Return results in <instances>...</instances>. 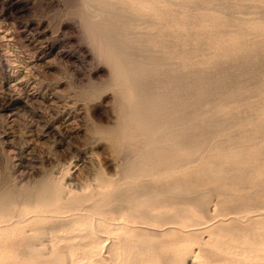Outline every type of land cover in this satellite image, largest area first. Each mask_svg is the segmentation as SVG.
<instances>
[{
    "label": "rangeland",
    "instance_id": "rangeland-1",
    "mask_svg": "<svg viewBox=\"0 0 264 264\" xmlns=\"http://www.w3.org/2000/svg\"><path fill=\"white\" fill-rule=\"evenodd\" d=\"M147 84L172 107L158 134L169 140L158 156V144L127 156ZM48 184L65 200L44 205L62 220L42 227H66L75 196L96 191L109 212L140 206L198 218L215 245L243 252L239 264H264V0H0L1 221L23 206L33 215L30 202ZM165 237L133 243L149 264H180ZM28 241L17 264L38 260ZM196 254L228 263L206 248Z\"/></svg>",
    "mask_w": 264,
    "mask_h": 264
},
{
    "label": "bare ground",
    "instance_id": "bare-ground-1",
    "mask_svg": "<svg viewBox=\"0 0 264 264\" xmlns=\"http://www.w3.org/2000/svg\"><path fill=\"white\" fill-rule=\"evenodd\" d=\"M149 86L150 85H148V84L144 85L139 90V93L137 96L138 100L136 102L137 105L135 103L136 106H134V108H136V111H137L136 113H138V114L134 113L135 111H134V108L132 106L133 113L136 114V116L139 115V117H140V119H139L140 125L137 126L136 129L133 128L135 125L134 126L132 125V127H131L133 132L131 134V136H132L130 138L131 140H129L128 145L126 146L127 150H128V152H126L127 156H132L131 154L138 155V154L142 153L144 150H146L147 148H151L152 146H155L156 144H158L159 147L151 155H154L157 152L159 154H161L160 153L161 151L159 152V150H163V149H160V145L165 143V142H168V140H169L166 135H165L166 137H160V136H158V134L160 133V127H161L162 123L164 121L171 120L172 114H173L172 107H170L171 109L168 108L169 110L166 109V110H168V111H166V110H164L166 107L163 108L160 104H157L158 102L156 103L155 100L152 98V97H154L153 96L154 94L153 95L151 94L152 93L151 91H153L152 89L154 87L152 89H150L151 90L150 91L151 93H150L149 88H151V87H149ZM150 94L152 95V97ZM137 123H139V122H137ZM169 135L170 134H168V136ZM169 138H170V136H169ZM167 148H168V146H167ZM151 152H152V150H151ZM158 155L156 154V156H158ZM97 179H99V177ZM101 180H103V179H101ZM66 188L67 187H65V189ZM101 190H102V188H101ZM63 191H65V190H63ZM78 191L80 192L81 190H78ZM78 191L75 192V194L78 193ZM83 191H85V190H83ZM81 192H80V195H81ZM61 193L63 194L62 191L61 192L58 191L57 185H56V187H54L52 184H48L41 190L40 194L38 193L39 194L38 198H36V200H34L35 199L34 198L33 203L30 202V204H32V205H30L31 206L30 208L32 209L31 211L34 210L33 215H31L29 217H25L27 212H28L27 210L29 209V207L27 206V208H23V207H25V206H23L22 208L19 207V209H17L18 215H17V219L13 218L14 221H12V222L1 221V220H4V219H2L3 217L0 219V221H1L0 222V259L1 258L3 259L2 261H0V264H17L16 262L18 260V257H17V260L15 262L14 258L16 256L14 257V252L16 251L17 248H19L21 243H22V245L25 243L24 242L25 240H27V241L31 240L32 241L31 244L29 243L30 241L27 242V243H29V245L26 243L27 244L26 249H28V251L32 255L37 256L36 258L34 257L35 259L40 260V262H38V260H37L38 263L37 262L34 263L35 260L32 262V260L28 261V260H26L27 258L26 259L22 258V259H25L24 261H27L26 264H149L148 262H150V260L153 259V257L150 256L148 254V252L146 253L147 250L145 251L142 249L138 253L136 250L137 249L136 246H138V244H139V246H138V249H139L140 246L143 245V243H146L147 241H149L151 239H152L151 241H153V239L161 240L159 238H161L163 236H166L165 238L168 237V239L166 241L163 240L164 242L163 241L162 242L164 244H162V245H164V248L166 249V251H170L171 253H175L174 255H176V254L179 255V257H180V259L178 258L179 262L177 261L178 259H176V261L180 264H187V262H189V264H211V263H205L204 260L202 259V257L196 254V252L199 250V248H206L207 250H209V254H210L209 256L211 258L217 257V256L219 258V256L220 257L224 256V259H226V258L228 259L229 264H239L238 259L240 260L241 256H243V252L239 251L240 249L234 250L236 247H231L230 245L219 247L218 245H215L216 243L214 244V242H215L214 237L217 235H214L215 232L212 233V231L214 230V229L212 230L213 227L211 228V225H209V224L207 225L206 222L202 223L203 221L196 220L198 218H193L192 216L187 215V214L182 215L181 213H178V212L167 215V214L162 213L163 211L160 212L161 210H158L159 212L155 211V213H152L149 210H145L144 208L141 209L140 206H137V207H139V209L137 207H135L137 209L132 208L133 210H131V208H130V210H129V208H127L128 209L127 211H124V210L121 211L120 210L117 213H113V210H112V212H109V211H106L103 207L99 208V204H98L99 202L95 201L96 200L95 197L100 196V194L98 192L96 193V191L91 192V193L87 191V194L85 192H83L84 194L79 196V197L77 196L79 194L78 193L75 196V198H77L78 204L74 203V205L76 204L77 206L74 207L72 210L70 209L72 212L71 216H73L74 218L72 221H70L69 225L67 224V226L64 228H58L59 225L58 226L55 225V226H57L58 229L56 227H50L49 225L48 226L50 228H46L44 226L42 227L41 225L43 223L45 224L46 221H48V220L50 221L52 218H61L59 216V213L54 212V210H53L54 208L57 207L58 203L61 202L60 200L63 199V203H64L65 199L64 198L61 199V195H60ZM103 194L105 195L107 193H103ZM64 196H67V195L65 194V195H63V197ZM73 196H74V194H73ZM70 197H71V195H69V199H70ZM94 198H95V200H94ZM67 200L68 199H66V201ZM74 200L76 201V199H74ZM29 201H31V200H29ZM68 201H70V200H68ZM101 201H103V199ZM71 202H74V201L71 200ZM48 203L49 204L51 203V208L52 207H54V208L53 209L50 208V210L49 209L45 210L44 205H46V204L49 205ZM21 204H22V202H21ZM26 204H27V202H26ZM102 204H103V202H102ZM61 206H64V205H61ZM68 206H72V205H67V207ZM11 208H12V206H11ZM48 208H49V206H48ZM62 208L63 207H61L60 210ZM105 208L109 209L110 207L108 206ZM111 209H109V210H111ZM0 211H1V209H0ZM10 211L11 210H9V213H10ZM12 211H11L10 215L13 214L14 211L13 212ZM166 211L165 212L168 213L170 210L169 211L166 210ZM156 212H158V213H156ZM259 214H263V213H259ZM47 215H49V216H47ZM253 215L256 216V214H253ZM11 216H13V215H11ZM53 220H51V221H53ZM60 220H62V218ZM183 220H184V224L180 223V221H183ZM256 220L258 221V219H256ZM51 221H50V223H52ZM55 221H56V219H55ZM58 221H59V219H58ZM224 221H226V220H224ZM246 221H247V219H246ZM252 221L253 220H251L250 222L253 225ZM257 221H255V222H257ZM67 223H69V222L67 221ZM251 223H249V224H251ZM257 223H259V222H257ZM249 224H248V226H249ZM252 225H250V226H252ZM259 225H258V227H261ZM52 226H53V224H52ZM61 226H64V225H61ZM242 228L244 229V228H246V226L245 227L242 226ZM252 228H255V227H252ZM263 228H264V226H263ZM260 229H262V227ZM238 230H240V229H238ZM247 230H250V229L248 228ZM247 230H246V232H247ZM241 232H244V231H241ZM254 232L255 231H253L252 233H254ZM229 233H231L229 235L234 234L233 232H229ZM247 233H245V235ZM213 235H214V237H213ZM222 235H224V234H222ZM234 235H235V237L232 239H235L239 243H243L244 241L241 242V240L246 239L245 237H244L245 239H242L243 238V236H241L242 234L239 235V234L235 233ZM261 235H262V233L259 236H261ZM248 236L250 237L249 239H251V235L249 234ZM253 236H254V234H253ZM232 239H231V242H232ZM261 239H262V237L260 238V241H261ZM136 240H137V242H136ZM251 240H253V239H251ZM134 241L138 244L137 245H136V243L134 244L133 243ZM151 241H149V242H151ZM247 241L251 242L250 240H247ZM256 241H259V239H256ZM256 241L254 242L255 246L262 243V242L260 243V242H256ZM132 243H133V246L136 245L133 252H136L137 255H135L136 253L131 254L132 250L130 248L132 246ZM219 243H221V242H219ZM157 244H159V242ZM219 245H221V244H219ZM133 246H132V248H133ZM151 246H153V245L151 244ZM159 246H160V244H159ZM252 246H253V244H252ZM162 247H160V249ZM250 247H251V245H250ZM258 247H260V245ZM252 248H250V249H252ZM152 250L153 249L151 248V252H152ZM255 250H257L256 247H255ZM24 251H26V250H24ZM148 251L150 252V250H148ZM157 251H159V250L157 249ZM18 252H16V254H18V256H19ZM23 253L25 254V252H23ZM166 253L167 252H165V254ZM169 254H166V255H169ZM26 255L28 256V254H26ZM249 255H251V254H249ZM261 255H258V256L261 257ZM238 257H240V258H238ZM251 257L255 258L256 255L253 254ZM247 259H249V258H247ZM257 259L259 260L260 258H257ZM261 259H264V258H261ZM223 261H225V260H223ZM260 261H262V260H260ZM225 262H227V261H225ZM251 262H254L253 259H251ZM23 264H25V263H23ZM175 264H177V263H175ZM256 264H258V262Z\"/></svg>",
    "mask_w": 264,
    "mask_h": 264
}]
</instances>
